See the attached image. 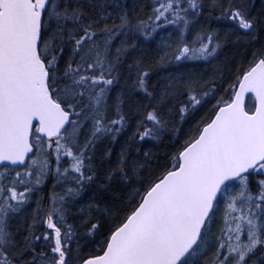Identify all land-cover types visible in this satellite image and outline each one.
I'll return each mask as SVG.
<instances>
[{
  "label": "snow or ice",
  "instance_id": "snow-or-ice-1",
  "mask_svg": "<svg viewBox=\"0 0 264 264\" xmlns=\"http://www.w3.org/2000/svg\"><path fill=\"white\" fill-rule=\"evenodd\" d=\"M0 264H264V0H0Z\"/></svg>",
  "mask_w": 264,
  "mask_h": 264
},
{
  "label": "trees",
  "instance_id": "trees-1",
  "mask_svg": "<svg viewBox=\"0 0 264 264\" xmlns=\"http://www.w3.org/2000/svg\"><path fill=\"white\" fill-rule=\"evenodd\" d=\"M226 54H227V55H231V51L227 52ZM223 59H224V57L221 56L219 62L222 63V62H223ZM189 67H193V65L190 64ZM201 67L204 68V69H207L209 72L211 71V68H210L208 65H203V66H201ZM197 70H201V68H197ZM163 74H164V71H163V70H161V69H157V70H156V73L154 74V79H155L157 76H160V75H163ZM162 148H163V145H160L159 147L156 148V150H157V151H160ZM114 150H118V146H116V148H115Z\"/></svg>",
  "mask_w": 264,
  "mask_h": 264
}]
</instances>
